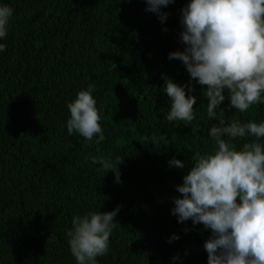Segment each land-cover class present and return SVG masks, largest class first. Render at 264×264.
Here are the masks:
<instances>
[{
	"label": "trees",
	"instance_id": "16d2710c",
	"mask_svg": "<svg viewBox=\"0 0 264 264\" xmlns=\"http://www.w3.org/2000/svg\"><path fill=\"white\" fill-rule=\"evenodd\" d=\"M2 2L15 14L0 41L8 46L0 54V264H76L73 217L118 206L110 251L99 264H208L211 230L172 214L182 195L176 186L200 154L213 151V124L259 123L264 104L239 113L226 99L224 112L209 120L207 86L192 82L196 120L167 121L164 76L181 85L191 80L180 60L169 59L185 48L181 15L189 0L164 8L166 21L146 10V0ZM92 83L107 137L100 143L67 129L68 104ZM154 135L166 138L154 144ZM117 158L122 183L94 162ZM173 158L187 166H170ZM174 234L180 239L169 242Z\"/></svg>",
	"mask_w": 264,
	"mask_h": 264
},
{
	"label": "clouds",
	"instance_id": "9594fccd",
	"mask_svg": "<svg viewBox=\"0 0 264 264\" xmlns=\"http://www.w3.org/2000/svg\"><path fill=\"white\" fill-rule=\"evenodd\" d=\"M175 2L146 0V10L166 21L169 13L163 9ZM14 14L15 9L0 0V41L7 40ZM181 25L185 48L171 52L169 59L180 60L191 80L181 85L164 76L162 90L171 101L167 121L191 125L196 120L198 97L192 82L207 86L209 120L217 119L218 110L224 112L221 105L226 99L239 113L264 104V0H189L182 8ZM7 47L0 42V54ZM95 91L92 83L68 104L67 129L69 135L79 133L89 142L100 143L107 137ZM192 130L200 133L199 126ZM208 136L215 142L213 151L200 154L183 183L176 186L182 195L174 198L172 214L180 223L191 220L211 230L204 244L208 264H264V121L221 119L210 127ZM249 137L255 140L237 148L234 141ZM165 138L154 135L152 142L159 144ZM117 160L94 162L114 171L116 181L122 183L119 165L123 159ZM169 164L180 169L187 166L176 158ZM119 211L120 206L73 217L68 236L76 264H99L98 258L108 254ZM178 239L174 234L169 242Z\"/></svg>",
	"mask_w": 264,
	"mask_h": 264
}]
</instances>
